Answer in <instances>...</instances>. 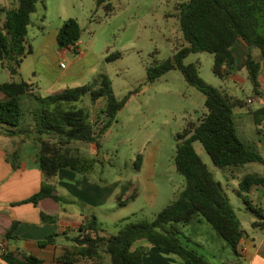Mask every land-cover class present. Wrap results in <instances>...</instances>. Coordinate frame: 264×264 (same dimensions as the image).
I'll return each instance as SVG.
<instances>
[{
  "label": "trees",
  "instance_id": "1",
  "mask_svg": "<svg viewBox=\"0 0 264 264\" xmlns=\"http://www.w3.org/2000/svg\"><path fill=\"white\" fill-rule=\"evenodd\" d=\"M39 0H18V4L6 11L4 23L0 26V61L2 67L12 76L19 74L24 59L32 55L34 48L29 40L28 27L33 23L32 15L37 10ZM106 0H97L98 6ZM108 13L114 7L108 3ZM180 28L185 45L176 50L170 59L154 63L147 68L148 82L154 83L172 70H179L186 82L197 88L205 96L206 112L196 125L177 135L175 165L177 172L185 178V185L175 200L165 206L152 221L141 223H117L119 229L111 237L99 234L100 223L92 214L81 227L79 234L69 238L72 246L64 249L55 260L62 264H78L84 260H93L104 264L105 255L110 257V264H144L143 256L148 246L136 247L139 241H146L149 246L159 248L176 256L181 264H212L197 249L190 248L180 239L181 227L195 222L205 221L235 251L245 233L237 218L235 207L231 203L221 182L217 181L208 165L196 152L194 142L199 141L215 166L228 169H240L250 163L264 165V155L255 147L247 145L239 137L234 112L246 107V102L237 96L206 83L200 76L197 63L185 64V59L195 53L207 52L214 55L213 71L220 78L236 74L242 68L248 72L256 96L264 94L260 75L264 70V0H188L181 5ZM82 28L76 18L67 19L59 28L57 41L62 48L76 46L81 40ZM241 44L249 49L242 66L237 63L235 48ZM258 49L260 60H256L251 50ZM77 54V51H72ZM120 54L111 55L107 61H113ZM34 85L27 81L15 80L0 83V93L6 99L0 101V126L6 127L8 136H31L39 145L36 162L43 174L41 189L21 202L35 206L42 199L53 198L59 203L67 199L56 193L54 179L60 170L89 175L96 171L102 160L97 157L80 155L70 147L72 143L96 144L116 120L119 111L129 97L118 100L112 89L108 75L100 74L97 83L68 88L62 92L40 96L34 93ZM32 96L38 101L32 125L23 127L25 112L21 99ZM90 95L92 102L104 99L101 110L103 122L94 124L92 114L75 103ZM257 127L264 124V105L250 112ZM98 127V129H97ZM21 144V142H20ZM98 155V154H97ZM21 151L16 149L7 155L14 169L20 168ZM142 155H138L135 166L140 170ZM235 178L236 175H233ZM237 178V177H236ZM255 185L264 186V176L248 173L239 181L240 193H244L246 203L261 219L254 225L261 224L264 218L261 209L252 206L248 194ZM128 190L123 185L117 200H122ZM43 223H55L57 217L41 213ZM18 222L5 233L8 240L19 239L15 230ZM263 224V223H262ZM67 235V234H66ZM58 233L49 235L39 245L46 247L55 244ZM2 258L8 264H43V261L26 253L5 251Z\"/></svg>",
  "mask_w": 264,
  "mask_h": 264
},
{
  "label": "rangeland",
  "instance_id": "2",
  "mask_svg": "<svg viewBox=\"0 0 264 264\" xmlns=\"http://www.w3.org/2000/svg\"><path fill=\"white\" fill-rule=\"evenodd\" d=\"M187 1L106 0L98 6L97 0H39L37 10L32 15L33 23L28 27L30 43L34 51L45 50L52 55L50 58L46 54L42 61L48 57L52 60L58 58L59 61L53 67L59 62L67 66L78 54L68 51L62 56L60 51L63 48L58 44V57L51 50L50 41L45 43L44 35L49 37L53 28L69 18L79 21L82 28V48L90 52L89 63L96 64L89 76L70 84L71 88L95 84L100 74H106L111 79L115 97L120 101L129 97L100 141L98 156L102 163L97 165L93 174H89V179L104 186L109 196L103 207L79 198L72 207L77 214L87 217L97 215L102 236L111 237L117 234L115 222L152 221L165 206L175 200L185 185V178L177 172L175 165L177 135L191 123L196 125L203 118L206 112L205 96L189 85L177 69L151 84L148 82L147 68L156 60L164 62L170 59L176 50L186 44L180 28L179 14L181 5ZM5 2L7 10L18 4V0ZM108 3L114 7L112 13H108L105 7ZM7 10L0 11V23L6 17ZM117 53L120 54L119 58L107 61L109 56ZM235 55L237 63L244 64L246 57L241 44L236 46ZM40 59L41 56L35 55L26 57L19 74L14 75L13 79L22 80V77L24 81L38 83L39 93L44 97L51 94V90L60 91L64 85L52 84L51 76L44 69V62L39 63ZM184 62L197 63L200 76L206 83L246 102V107L238 108L234 112L239 137L264 155V132L254 124L249 113L259 106L257 102L260 101L253 92L251 82L246 79V72L242 69L238 77L230 75L220 78L213 71L214 55L207 52L191 54ZM6 74L0 61V80H5ZM21 102L25 112L23 127H26L28 123L32 124L39 103L34 97L27 95L22 97ZM105 102L104 99L92 102L90 95H87L76 102L75 106L90 112L94 124L100 126L103 122L101 110ZM194 146L215 179L221 182L243 229L250 232L253 221L261 219L238 193L239 181L248 173L264 175V165L250 163L240 169L224 170L214 165L199 141L194 142ZM70 147L77 154L97 157V153L89 152V143L75 142ZM17 149L21 151L20 161L26 163L27 159H33L37 155L39 146L36 142L25 145L18 143ZM149 153L155 157L152 165H148L143 171L137 170L135 162L138 155ZM153 167L156 174L152 182L156 189L145 187L140 190V197L120 204L116 195L121 186L128 182L138 183V178L144 177ZM118 219L121 220L116 221ZM181 230L182 242L199 252V244L213 245V236H216L210 224L205 221L183 226ZM218 239L228 246L224 239ZM144 243L148 244L142 240L136 243V247Z\"/></svg>",
  "mask_w": 264,
  "mask_h": 264
},
{
  "label": "crops",
  "instance_id": "3",
  "mask_svg": "<svg viewBox=\"0 0 264 264\" xmlns=\"http://www.w3.org/2000/svg\"><path fill=\"white\" fill-rule=\"evenodd\" d=\"M6 5L7 2H5V0H0V11L3 12L7 10ZM4 21L5 18L1 20L0 26L4 23ZM61 26L62 24L53 28V32L49 35V37L46 34L44 35L45 43L48 40L50 41V45L52 47L51 50H53L54 54H58V57L57 35ZM82 44V40L77 43L76 51L78 56L71 60L67 66L64 65V63L59 62L55 67H53V64L57 63L56 61L59 60L58 58L57 60L55 58L54 60L50 59L52 58V55L47 53L45 50H35L33 52L32 55L37 57L41 56L39 63L44 62V69L51 76L52 84L64 85L60 91L54 92V90H51V94L62 92L71 88V86H69L70 84L76 83L93 72V67L96 62L95 64L89 63L90 52L88 49L82 48ZM242 49L245 53L244 57H246L249 49L243 46ZM68 51V49L63 48L60 53L62 56H65ZM80 52L84 54L81 55ZM251 53L256 60H260V52L258 49L251 50ZM46 54L50 58L48 57L42 61ZM238 65L241 66L243 63ZM242 69L246 72V79H248L247 70L244 68ZM4 70H6L7 74L5 75V80H0V83L13 81V76L9 73V71L5 68ZM239 72L240 71H238L236 75L233 74L232 76L238 77ZM20 79L23 80L22 77ZM15 81L20 82L21 80ZM260 81L264 91V70L260 75ZM28 83H32L34 85L35 94L42 96L39 93L40 88L38 83ZM6 98L5 94L0 93V101L5 100ZM257 100L260 101V103L257 102L259 106L253 110H256L264 105V94L262 96H258ZM251 111H249V113ZM263 127L264 126L258 128L259 130L262 129L261 131L264 132ZM5 129L6 127L0 126V264H8L2 258V249H4V252L12 251L15 253L32 254L40 258L43 261V264H62L56 262V256L62 253L64 249L72 246V242L69 238L77 236L79 234L78 228L91 217H87L83 214H77L76 211L73 210L72 207H74V205L78 202L77 198L88 201L92 205L98 203L99 206L103 207L102 205H104L109 195L106 192V188L96 182H92L89 179V175H79V173L71 170L62 169L60 170L58 176L54 179V182L56 185L57 195L65 197L68 201L67 203H59L55 199L49 197L42 199L37 206L33 203L21 204L22 201L36 194L41 189L43 174L36 162V154L33 156V159H27L26 163L21 162L22 165L18 169L13 168L12 163L7 159V155L13 153L17 149V144L20 142L21 145H25L30 143L32 144L36 141L31 136H8L5 133ZM89 152L99 154V149L96 144H90ZM154 159L155 157L151 153L142 155L141 168L139 171H143L148 165L151 166ZM155 174V168L153 167L150 168L149 172H147L144 177L138 178V183L128 182L123 184L128 185V190L122 200L123 204L129 199H137L140 197L139 192L145 187L156 189L155 184L152 182ZM123 185L120 188V192ZM119 193L117 195H119ZM238 193L244 197V193ZM247 197L248 200L251 201L252 206L257 209H261L262 214L264 215V186H253ZM42 212L56 216L57 222L43 223L41 219ZM119 220L121 219L116 221ZM14 222L19 223L14 233L19 237V239L8 240L4 235L11 229ZM255 222L256 221H253V228L250 232L245 231L237 251L228 247L229 245L227 246L225 243H222L217 236H213V245L201 246V244H199V246H197L201 249V252L199 253L204 255L212 264H264V218L262 219L263 224L254 225ZM115 223L117 224V222ZM99 230L101 232V228H99ZM54 233L59 234L55 244H50L44 248L39 245L41 241L45 240L49 235ZM141 246H148V251L143 256L144 264H181V261L178 258L173 255L171 256L166 251L149 246L145 243L141 244L139 247ZM109 263L110 257L105 255L104 264ZM78 264L96 263L93 260H84Z\"/></svg>",
  "mask_w": 264,
  "mask_h": 264
},
{
  "label": "built area",
  "instance_id": "4",
  "mask_svg": "<svg viewBox=\"0 0 264 264\" xmlns=\"http://www.w3.org/2000/svg\"><path fill=\"white\" fill-rule=\"evenodd\" d=\"M77 49V45L76 46H71L70 48H68L69 51H74ZM81 53V52H80ZM84 53H81V55ZM2 251L4 252V249H2Z\"/></svg>",
  "mask_w": 264,
  "mask_h": 264
},
{
  "label": "water",
  "instance_id": "5",
  "mask_svg": "<svg viewBox=\"0 0 264 264\" xmlns=\"http://www.w3.org/2000/svg\"><path fill=\"white\" fill-rule=\"evenodd\" d=\"M59 46L62 48V45L61 44H59Z\"/></svg>",
  "mask_w": 264,
  "mask_h": 264
}]
</instances>
